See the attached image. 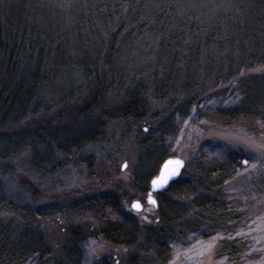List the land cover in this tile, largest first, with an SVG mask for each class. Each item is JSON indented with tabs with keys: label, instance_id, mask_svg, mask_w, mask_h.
<instances>
[{
	"label": "trees",
	"instance_id": "trees-1",
	"mask_svg": "<svg viewBox=\"0 0 264 264\" xmlns=\"http://www.w3.org/2000/svg\"><path fill=\"white\" fill-rule=\"evenodd\" d=\"M117 37L125 42L127 39L131 43L140 40L153 43L159 51V64L167 62L165 66H170L171 73L201 86L199 97L185 98V109L203 105L201 100L211 96L210 99L219 101L214 113L205 117L207 121L211 118L223 130L259 132L258 124L264 122V0H0V101L15 102L8 114L0 109V131L26 120L30 125L29 120L42 109L41 105L30 109L36 89L56 73L77 69L72 64L79 57L83 58L79 71L85 70L86 64L97 63L109 41L115 44ZM177 63L184 68L179 73L174 69ZM159 79L160 75L156 74L151 83H158ZM145 95L125 92L118 110L105 118L107 110H100L94 112L95 118L78 122L68 111L69 123L65 124L71 123L72 135L68 130L55 135L52 125L33 130L38 139L35 146L41 149L34 155L39 166H48L51 152L70 155L73 150L95 142L103 129L110 128L114 117L133 119L134 124L141 122L150 104ZM96 101L92 99L86 109ZM172 118L158 128L160 135L173 132ZM55 126L56 130L66 127L62 122ZM40 131L53 134L57 140L45 142ZM138 134L144 139L142 145L159 141L157 151L152 148L144 151L153 160L151 174L144 184L137 176L139 184L149 189V181L168 159L165 139L157 136L158 133L144 137L141 132ZM27 139L22 135H0V163L30 144ZM240 159L243 156L227 152L218 164L197 163L196 181L193 178L176 181L167 191L159 193L157 226L141 228L124 213L117 219L112 218L109 211H114L118 203L108 194L88 199L91 205L84 210L77 205L70 210L74 214L86 212L93 216L98 221L100 236L111 246H136L144 240L152 241L153 237L154 257L149 264H170L172 256L167 240L183 238L199 229H209L226 238L219 243L218 254L224 264H248L244 255L247 244L233 239L234 231L248 219V211L232 209L224 193L242 167ZM143 161L142 155L140 163ZM39 166L38 172L44 174ZM190 195L195 197L192 211L175 200ZM42 214V210L37 211V215ZM31 216L30 210L7 199L0 182V264H79L82 232L75 229L73 238L69 239L70 246L64 244L66 240L59 246L66 252L52 259L48 241L27 227ZM173 222L178 223L177 233L155 231L158 226L164 229Z\"/></svg>",
	"mask_w": 264,
	"mask_h": 264
},
{
	"label": "rangeland",
	"instance_id": "rangeland-1",
	"mask_svg": "<svg viewBox=\"0 0 264 264\" xmlns=\"http://www.w3.org/2000/svg\"><path fill=\"white\" fill-rule=\"evenodd\" d=\"M122 37H117L115 44L109 41L97 63L86 64L85 70L80 69L84 73L78 69L83 67L80 63H83V58L79 57L72 64L77 69L56 73L47 83L41 84L31 98L33 105L30 109L38 105L42 109L29 120L30 125L26 120L0 131L3 136H27L31 142L0 163V182L7 199L32 212L27 227L48 241L52 247V259L63 254V246L59 248L61 242L66 240L64 244H71L69 239L77 229L83 237L79 264H149L154 257L151 253L155 245L153 237L152 241L144 240L136 246H111L100 236L98 221L93 216L86 212L74 214L70 209L77 205L84 210L91 205L88 199L108 194L114 196L118 203L114 211H109L112 218L117 219L124 213L141 228L157 226V203L149 202V194L150 182L158 173L149 181V189L139 184L137 176L144 184L151 174L153 160L144 155V151L149 148L157 151L159 141L152 140L142 145L144 139L137 135L139 132L142 137L158 133L157 136L165 139L168 159L177 158L184 162L177 181L192 178L196 181L197 163L218 164L223 162L227 152L243 156L239 161L242 167L238 168L224 193L232 209L246 208L248 211V219L234 231L233 239L247 244L244 255L248 264H264V122H259V132L255 134L240 129H220L211 118L208 121L205 118L214 113L219 101L213 97L210 99L211 96L201 100L203 105L185 109V98L199 97L201 86L171 73L169 62L168 68L165 66L167 62L159 64V51L153 43L141 40L131 43L127 39L125 42ZM174 69L179 73L184 68L177 63ZM156 74L160 75L158 83H151ZM127 91L149 97L150 104L141 122L134 124L133 119L117 120L113 116L110 128L103 129L95 142L73 150L70 155L51 152L48 166H39L34 155L41 149L39 145L35 146L38 139L34 137L33 130L52 125L55 135L67 130L72 135L71 123L65 124L69 123L68 111L78 122L95 118V113L100 110H107L105 118L118 110ZM92 99L97 100L96 103L86 109ZM14 103L12 100L0 101V109L8 114ZM181 113L185 115H179ZM169 117H173V132L160 135L158 131ZM104 118H100L101 123ZM58 122L66 127L56 130ZM41 134L47 140L45 142L52 143L56 139L45 131H40ZM141 154L145 158L142 163ZM155 161L158 160L155 158ZM38 166L44 174L38 172ZM196 186L199 191L200 185ZM151 197L157 200L158 194ZM194 198L193 195L180 196L175 200L192 211ZM134 202L141 204L140 212L132 209ZM38 210L43 214L37 215ZM176 224L170 223L164 229L158 226L155 231L177 233ZM223 239L226 238L209 229L190 231L183 238H170L167 240L172 256L170 264H224L222 258H218L219 243Z\"/></svg>",
	"mask_w": 264,
	"mask_h": 264
},
{
	"label": "water",
	"instance_id": "water-1",
	"mask_svg": "<svg viewBox=\"0 0 264 264\" xmlns=\"http://www.w3.org/2000/svg\"><path fill=\"white\" fill-rule=\"evenodd\" d=\"M170 161L172 163H169ZM176 161H179L180 163L177 164V163H175ZM166 165H167V167H165ZM183 167H184V162L180 159H177V158L166 159L163 162V164L161 165L157 177L153 178L152 181L150 182V187H151L150 194H151V196H153L155 194H159V193L164 192V191H167L170 188V186L178 180V177L180 176ZM164 177H169V178L167 179V182L163 184L162 187L160 186L159 183H157L156 185L153 184V181H160ZM152 199L155 201L154 204L156 205L157 200L155 198H152ZM137 203H139V202H134L133 205L137 204ZM133 205H132V209L134 211L140 212L142 210L141 204H140L139 209L134 208Z\"/></svg>",
	"mask_w": 264,
	"mask_h": 264
},
{
	"label": "snow or ice",
	"instance_id": "snow-or-ice-1",
	"mask_svg": "<svg viewBox=\"0 0 264 264\" xmlns=\"http://www.w3.org/2000/svg\"><path fill=\"white\" fill-rule=\"evenodd\" d=\"M169 163H172V162L170 161ZM175 163L179 164L180 162H179V161H176ZM245 164H247V161H245ZM165 167H167V165H166ZM168 178H169V177H164V178H163L162 180H160V181H153V184L156 185L157 183H159L160 186L162 187L163 184L167 182V179H168ZM149 202H150V203H153V204L155 203V201L151 198V194H149ZM133 207L139 209V208H140V204H139V203L134 204Z\"/></svg>",
	"mask_w": 264,
	"mask_h": 264
}]
</instances>
